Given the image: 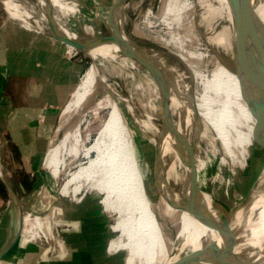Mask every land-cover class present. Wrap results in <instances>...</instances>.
<instances>
[{
    "label": "bare ground",
    "instance_id": "obj_1",
    "mask_svg": "<svg viewBox=\"0 0 264 264\" xmlns=\"http://www.w3.org/2000/svg\"><path fill=\"white\" fill-rule=\"evenodd\" d=\"M232 1L162 0L156 22L150 20L153 13L149 10L143 24L148 28L161 24L167 36L153 37L167 50L139 44L126 35L128 47L151 55L149 65L111 39L112 23L106 24L105 31L79 20L70 24V16L81 13L91 15L96 22L103 19L102 13H91L79 1L0 0L8 17L22 27L41 34L58 31L86 43L84 50L92 62L64 105L56 131L67 125L72 111H79L91 98L101 94L113 97L108 116L89 146L80 123L67 127L60 138H52L43 166L56 179L64 175V179L60 177L61 196L81 203L92 192L88 208L99 200L104 233L95 232V242L100 243L108 231L117 232L106 243L105 251L121 258L123 264H190L212 240H219L224 213L212 199L220 198L217 179L226 170L228 182L237 165H246L255 142L264 140V103L252 93L253 88L264 87V42L239 29ZM137 6L134 0H125L122 20L129 19L128 10ZM238 7L242 23L254 25L257 30L264 27V0H239ZM117 37L121 38L119 26ZM65 43L68 51L76 52L73 44ZM204 61L212 63L210 73L201 66ZM161 88L169 117L158 120L153 109L161 98ZM252 119L255 121L251 123ZM202 141L207 144L205 156L200 154ZM210 170L214 172L208 175ZM0 175L7 181L1 159ZM256 183L245 215L234 227L247 232L249 236L244 239L262 250L264 170ZM190 195L198 196L206 209L185 205L183 201ZM11 202L13 219L0 253L9 248L0 256V264L17 248L48 240L53 228V214H42L41 208L21 201L15 191ZM61 206H57L59 221L66 215ZM85 212L81 207L79 217L83 218ZM113 214L114 222L108 224ZM67 222L83 238L82 221ZM60 241V253L64 255ZM82 246L78 244L83 251ZM234 251L248 264H264V253L243 245H237Z\"/></svg>",
    "mask_w": 264,
    "mask_h": 264
},
{
    "label": "rangeland",
    "instance_id": "obj_2",
    "mask_svg": "<svg viewBox=\"0 0 264 264\" xmlns=\"http://www.w3.org/2000/svg\"><path fill=\"white\" fill-rule=\"evenodd\" d=\"M76 1L85 4L90 8L91 13H102L103 19L100 22H96L91 18V15H83V13H81L78 16L71 15L70 24L78 22L77 20H79L78 23L83 21L86 22L88 26L93 27L98 31H105L106 23H114L118 0ZM134 1L138 3V6L135 9L128 10L129 19L122 20L126 33L131 35L133 40L139 44L155 49L167 50V47L162 41L155 40L153 37L164 34L161 24L154 23L151 26L152 28H148L143 24L145 16L149 10L151 11V14L153 13L150 20L156 22V16L160 13L162 7V0ZM134 26H136L135 29ZM19 27L28 30L11 20L4 7L0 5V62L3 64L7 62L13 66L12 72L7 78L8 80L6 81L7 83L5 87H3V84L1 83L2 78L0 80V95H2V93L5 96L12 94L17 99V102L20 104H27L29 109H27L26 114L30 120L26 131L1 130L3 124L0 125V159L8 176L7 182L12 185V188L18 194L20 200L23 202L25 201L30 205H37L39 209H42L40 211L42 214H53L52 216L54 218L52 217L51 219L53 220V228L50 230V238L48 240H44V242L39 240L40 244H38V241V243L32 244L33 246L31 245L29 248H17L8 256L4 257L2 261L4 264H123L121 258L114 254H108L105 251L106 243L111 238L117 236V232L108 231L106 232V237H104V234L102 235L103 239L100 243L97 244L95 242L96 234L94 236V233H99L101 231L104 233L103 227L100 225L104 222L103 218L100 217L102 216L100 214L102 213L103 206L100 204L99 200L97 201L96 206L88 208L90 205L88 201L93 196L92 192L86 194L81 203L61 196L58 192L61 182L63 181L62 178L64 179V175L62 174V178H60V176V179H56L51 175L50 171L43 166V158L48 147L51 145L52 138L56 135H59L58 137L60 138L67 127L69 128L80 123L84 142L89 146L97 135L100 126L108 116L109 104L113 100V97H105L101 94L97 97L91 98L79 111H72L67 125L59 131H56L58 125L62 121L61 112L63 107L69 100L78 81L83 77L88 66L92 62V58L88 53L77 48L75 53L68 51V46L63 41L53 39V41H57L53 42L51 40L52 38L47 40V38L44 37L46 36L44 34L30 30L28 31L31 33L24 32L20 30ZM71 29L76 31L77 28L74 25H71ZM164 35L167 36L166 34ZM200 39L201 42L204 43V37L200 35ZM192 44L196 45L194 41ZM55 45L59 46L57 47L59 53L54 49ZM25 58H27V61H25ZM41 58L46 61L52 60L51 62H54L55 60L65 62L64 67L60 68L63 77H65L63 73H67L66 67L69 63L76 65L74 75L70 76L65 81L68 86L65 88H71V91L66 94L63 101H52L47 99V94L53 93L52 91L47 92L38 78V76H40V71L43 73L46 68L38 66L30 67L31 64H35L33 61H40ZM201 66L209 73L213 67L211 62L205 61ZM117 79L119 83H123L120 77H117ZM118 90L121 91L120 87H118ZM252 93L264 103V87H255L252 89ZM4 99V97L0 96V112L1 109L5 107ZM155 103L156 105L154 106L153 113L159 120L163 118L161 98H159L157 102L155 101ZM142 106L144 107L143 104ZM122 107L125 110V106L123 105ZM48 108L52 109L53 113H51ZM253 121L255 120L252 119L251 123ZM2 122L3 118L0 114V123ZM4 127L7 128L5 125ZM206 146V142L202 141L200 154L203 156L206 155L204 150ZM250 151L251 155L247 157L248 160L244 167L237 165L235 167V173L228 182L226 179L227 171L224 170L222 177L217 179L216 183V193L219 197L238 209L246 197L254 192V189L257 186L256 182H258V178L263 173L264 140H257ZM149 171L150 169L147 168V178L149 177ZM213 172L214 171L211 170L208 171V175L213 174ZM201 187L205 188L204 184H201ZM98 197V199H101V195ZM85 202L87 205L84 204ZM59 203L62 205L61 209L66 212V215L64 216L65 219L60 221V212L57 208ZM79 207H82L86 211L83 218H80V215H78ZM92 214L94 215L91 216ZM114 218L115 215H111L108 218V224L113 223ZM12 219L13 205L11 197L5 184L0 178V245L10 231ZM66 220L71 222L82 221L84 230L83 238L80 237V232L75 231L72 224H69ZM73 239L76 240L73 242ZM56 240H61V244L63 242L65 247L64 255H61L60 244L59 241L57 242ZM69 240L71 243H69ZM79 243L84 244V246H82L83 251L78 248ZM68 244H70V246ZM99 245L101 246L100 248H98Z\"/></svg>",
    "mask_w": 264,
    "mask_h": 264
},
{
    "label": "water",
    "instance_id": "obj_3",
    "mask_svg": "<svg viewBox=\"0 0 264 264\" xmlns=\"http://www.w3.org/2000/svg\"><path fill=\"white\" fill-rule=\"evenodd\" d=\"M232 4L234 6L233 8L234 9L233 10L234 21L236 22V25L239 27V29H241L242 31L254 34L262 42H264V27H261L259 28V30H257V28L254 25L252 27L251 25L242 23L240 21V12H239V7H238L239 0H233ZM124 6H125V0H118L115 21L114 23H112L114 30H112L111 39L114 40L116 43H118V45L132 57L136 58L140 62H143V63L146 62L147 64L151 65V61L153 60L151 55H149L148 53L144 51L128 47L126 44V35H128V33H126L123 23H122V13L124 11ZM118 26L121 31L120 39L117 37V27ZM43 33L54 39L67 42V43L69 42L73 44L77 49L85 52L84 48L86 47V43L76 38H71L62 32L52 31V30L43 31ZM160 97H161V102H162V107H163V117L164 119H168L169 112H168L167 100L165 98L164 92H162V88H161ZM197 119L198 118L196 117V120ZM0 178L2 179L3 183L5 184L9 192L10 197L12 198L14 194L12 187L1 175H0ZM256 189H257V186L254 189V192L248 197H246V199L243 201L239 209L235 206H232L230 203H228L227 201L223 199H220L218 197L212 198L214 205L224 213L223 227L219 233L220 239L212 240L200 253H198V255L194 258V260L190 264H230L231 262L234 264H248L246 263V261H244L243 258H241L239 255L235 253L234 248L237 245H243L253 250L256 253H259V252L264 253V248H262V250H258L257 247L250 245L249 242L246 239H244L247 236H249L247 232L236 230L234 227L238 218L243 219V216L245 215V212H246L245 208L246 206H248L251 198H253L256 192L255 191ZM183 202L185 205L196 208V209H200L203 211L206 209L201 204L200 199L196 195H190L189 197H186V199ZM20 226H21V222H20ZM19 234L20 233L18 232V235ZM15 238L17 239V237ZM8 248L9 247H7V249ZM7 249L2 251L0 253V256L4 254Z\"/></svg>",
    "mask_w": 264,
    "mask_h": 264
},
{
    "label": "crops",
    "instance_id": "obj_4",
    "mask_svg": "<svg viewBox=\"0 0 264 264\" xmlns=\"http://www.w3.org/2000/svg\"><path fill=\"white\" fill-rule=\"evenodd\" d=\"M19 28H20V30H22L24 32L31 33L30 31L25 30L21 27H19ZM44 37L47 38V40L51 39L47 35ZM51 40L53 41V39H51ZM53 42H57V41H53ZM57 47H59V46L55 45L54 49L56 50V52L59 53V49ZM0 53H1V49H0ZM25 61H27V58H25ZM49 61L48 60L46 61L45 59L41 58L40 61L39 60L33 61V62H35V64H31L30 67L38 66L41 68H46V70L43 73L40 71V76H38V78H39L40 83L42 84L43 88L46 89L47 92L52 91V93H53V94H47V96H46L47 99H50L52 101H63L66 97V94L71 91V88H65V87H68L66 85L67 83H65V81L67 78L74 75L76 65H74L73 63H69V65L66 67L67 73L66 74L63 73V75L65 76V77H63L62 73H61L62 71L60 70V68L64 67L65 62H63L61 60H58V61L55 60L54 62H51L52 60H49ZM25 66L27 67L26 64H25ZM71 66H74L73 67L74 69H70ZM12 67L13 66L10 63L6 62L3 64L2 62H0V80L2 78V82L1 81L0 82L3 84V87H5V85L7 83L6 81L8 80L7 78L9 77V75L12 72V69H13ZM72 71H74V72H72ZM67 75H69V76H67ZM0 96L5 98L4 99L5 100V107L3 109H1V112H0V114L3 118V122L0 123V125L3 124V127H1V130L2 129H4V130L8 129L11 131H26L28 123L30 121L27 117V114H26L27 109H29L27 104H20L19 102H17V99L12 94H8V96H5L2 93V95H0ZM48 109L50 110L51 113H53L52 109H50V108H48ZM4 125L7 126V128L4 127ZM41 131H42V128H41Z\"/></svg>",
    "mask_w": 264,
    "mask_h": 264
}]
</instances>
